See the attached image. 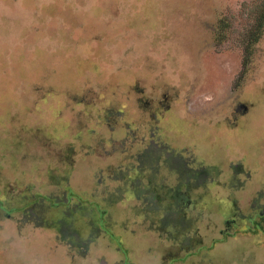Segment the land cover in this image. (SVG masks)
<instances>
[{
	"label": "rangeland",
	"instance_id": "rangeland-1",
	"mask_svg": "<svg viewBox=\"0 0 264 264\" xmlns=\"http://www.w3.org/2000/svg\"><path fill=\"white\" fill-rule=\"evenodd\" d=\"M263 14L0 0V264H264V223H248L264 206Z\"/></svg>",
	"mask_w": 264,
	"mask_h": 264
},
{
	"label": "flooded vegetation",
	"instance_id": "flooded-vegetation-1",
	"mask_svg": "<svg viewBox=\"0 0 264 264\" xmlns=\"http://www.w3.org/2000/svg\"><path fill=\"white\" fill-rule=\"evenodd\" d=\"M169 102V101H168ZM172 103L171 104H169V105H167V106H165V107H163V108H161V109H159V110H155L154 111V114H153V119H150V120H148V124H150V125H153L152 124V122L154 121V123H155V126L156 127H161L163 124L164 125H166V124H168V122H170L171 120H174V118H175V116H174V118H171V119H168L167 118V116L170 114V111L172 110ZM157 109V108H156ZM249 112V106H239V107H237V108H235V109H232L231 111H230V114L229 115H227L228 116V121H227V123L229 124V126H226V130H227V132H229V131H231L232 129H233V127L235 126V123H233V121L236 119V122H237V119L239 118V116H241V115H245V114H247ZM163 123V124H162ZM162 124V125H161ZM161 125V126H160ZM153 141H154V139H153ZM170 149H172V152H171V159H172V161L175 163V164H177V163H183V159L184 158H187V157H189L188 155L186 156L185 155V151H186V149H188V148H182L181 149V151L182 152H177L176 150H174V148H170ZM191 153H192V151H191ZM186 154H188V153H186ZM190 155V154H189ZM177 168V167H176ZM243 168V170H242V172H241V175L243 174V175H245L244 177L248 180V178H249V176H250V172L249 171H247L245 168H244V166L242 167ZM178 169V168H177ZM177 169H172L171 168V173L173 174V175H176L177 177H178V175L180 174V172H178L177 173ZM225 174H227V173H224L223 175H225ZM230 174V173H229ZM228 175V174H227ZM226 176V175H225ZM229 177H231V174H230V176ZM188 199V200H187ZM186 200L187 201H185L184 200V205H177V207H178V209L179 210H175L176 212L174 213L175 215H179V214H181L182 215V217H181V219H183V217H185V219H186V217L188 216L187 215V212L186 211H181L180 210V208L182 209L183 207L184 208H190V207H192L193 206V202L191 201V199H190V196H189V192H188V196H187V198H186ZM183 206V207H182ZM196 207V206H195ZM194 206H193V208H195ZM174 208H176V207H174ZM260 209V208H259ZM237 210V209H236ZM239 211V210H238ZM241 212V211H240ZM240 212L239 213H235V212H233L232 213V217L231 218H227L226 220H224V229H221L220 231H219V233H220V235L221 236H223L222 238H225L224 237V234L226 235V234H228V232L230 233V232H232V231H234V230H236L237 229V227H236V225H238L239 224V222H238V220H237V217H238V214H240ZM257 213V212H256ZM235 217V218H234ZM255 218H257V221H255L256 222V225H254V219ZM260 219V220H259ZM250 225H252V226H254L255 228H261V226L263 225V223H264V206H263V209H260V211L257 213V214H255L254 216H252V217H250V219H249V222H248ZM262 224V225H261ZM257 226V227H256ZM264 228V227H263ZM231 230V231H230ZM229 237L230 238H232L231 237V235H229ZM221 238V239H222Z\"/></svg>",
	"mask_w": 264,
	"mask_h": 264
},
{
	"label": "trees",
	"instance_id": "trees-1",
	"mask_svg": "<svg viewBox=\"0 0 264 264\" xmlns=\"http://www.w3.org/2000/svg\"><path fill=\"white\" fill-rule=\"evenodd\" d=\"M257 27L260 28V32H256L255 33V36H254L255 39L260 38V34H261V32H263V29H264V14L261 16V18H260V20H259V22L257 24Z\"/></svg>",
	"mask_w": 264,
	"mask_h": 264
}]
</instances>
